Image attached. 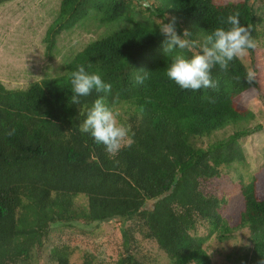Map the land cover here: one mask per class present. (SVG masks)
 Masks as SVG:
<instances>
[{
  "label": "trees",
  "instance_id": "obj_1",
  "mask_svg": "<svg viewBox=\"0 0 264 264\" xmlns=\"http://www.w3.org/2000/svg\"><path fill=\"white\" fill-rule=\"evenodd\" d=\"M146 1L60 0L43 38L46 57H54L61 33L76 27L94 38L63 64L64 74L46 75L25 89L0 81V264H36L33 253L51 230L114 218L122 222L115 238L69 237L50 248L47 264H72L75 254L80 264H212L206 240L223 242L239 232L247 242L230 261L258 264L264 258V161L248 173L242 143L262 129L247 103L259 100L264 111V60L257 52L264 49V2ZM235 11L258 42L248 56L256 81L245 83L248 66L233 60L227 71L213 68L215 90L181 89L166 75L172 55L162 47L164 17H177L178 33L187 29L189 39L203 44ZM117 21L128 26L97 35ZM78 65L101 74L111 91H93L72 104L70 74ZM140 70L148 72L143 84L136 83ZM99 96L130 128L133 143L114 157L80 131ZM230 169L243 171L236 173L243 210L234 226L220 213L226 197L205 190ZM201 226L206 232L198 234Z\"/></svg>",
  "mask_w": 264,
  "mask_h": 264
},
{
  "label": "rangeland",
  "instance_id": "obj_2",
  "mask_svg": "<svg viewBox=\"0 0 264 264\" xmlns=\"http://www.w3.org/2000/svg\"><path fill=\"white\" fill-rule=\"evenodd\" d=\"M216 3H226L238 0H214ZM256 3L257 1L254 0ZM60 0H10L0 5V81L10 89H25L30 83L43 78L46 75L64 74L63 64L84 45L94 38V33L82 27L61 33L57 39L54 57L48 59L45 55V43L43 38L47 26L56 13ZM260 2H264L260 0ZM94 21L87 20L88 27L95 31ZM125 23L117 21L105 25L99 29L97 35H107L111 31L126 28ZM96 35V37H97ZM260 60H264V49L257 48ZM259 62L261 65L263 62ZM243 62L249 66V57ZM264 69V66H263ZM264 79V70L260 74ZM247 106L255 113V121L261 118V131H251L249 135L242 137L243 147L249 163L248 173L258 171L262 164L264 151V111L261 102L251 99ZM255 123V122H253ZM253 129V128H250ZM230 169L220 177L213 178L205 185L207 192L217 196H224L227 204L220 210L221 216L230 226L237 224L240 213L243 210V200L236 184V173L241 172ZM243 172V171H242ZM246 175V173L244 172ZM247 179V175L244 177ZM152 203L148 202L147 206ZM122 222L114 218L104 222H95L88 226H63L49 232L47 240L41 248L37 249L33 256L36 264H47V256L54 244L66 242L69 237L88 239L99 233H107L115 238ZM206 232V229L198 227V234ZM247 234L239 232L233 237L218 242L213 236L206 240L204 248L211 258L212 264H239L230 261V256L236 253L240 246L247 242ZM234 252V253H233ZM164 258L165 254H162ZM78 254L73 257L72 264H80ZM167 261V259L165 258ZM168 263V261H167ZM158 264V263H157Z\"/></svg>",
  "mask_w": 264,
  "mask_h": 264
},
{
  "label": "clouds",
  "instance_id": "obj_3",
  "mask_svg": "<svg viewBox=\"0 0 264 264\" xmlns=\"http://www.w3.org/2000/svg\"><path fill=\"white\" fill-rule=\"evenodd\" d=\"M252 3L254 0H249L250 6ZM239 17V11L229 13L226 20L222 17L219 21L221 26L215 28L201 44L199 41L189 39L191 33L187 29L179 34L178 18L166 15L159 29L161 36L164 37L163 51L172 55V62L166 72L167 77L184 90L199 91L202 88L215 90L217 82L212 79L213 68L218 65L220 70L227 71L231 61H242L258 46V42L251 34V25H242ZM165 19L167 23L164 22ZM140 71L144 72V75L136 76L137 84H143L148 73ZM70 77L72 104H80L81 98L90 96L93 91L108 93L112 88L111 83L105 82L101 74L87 71L84 65H78ZM256 78V71L250 66L246 67L244 82L251 85ZM118 117L119 113L105 102L103 96H99L88 109L86 119L80 127L82 133L90 134L97 144H102L111 157L133 143L130 128L121 123ZM14 131L15 129H12L7 134L12 135ZM258 264H264V258L258 261Z\"/></svg>",
  "mask_w": 264,
  "mask_h": 264
},
{
  "label": "water",
  "instance_id": "obj_4",
  "mask_svg": "<svg viewBox=\"0 0 264 264\" xmlns=\"http://www.w3.org/2000/svg\"><path fill=\"white\" fill-rule=\"evenodd\" d=\"M140 4H142V5H147L148 2H147L146 0H140Z\"/></svg>",
  "mask_w": 264,
  "mask_h": 264
}]
</instances>
